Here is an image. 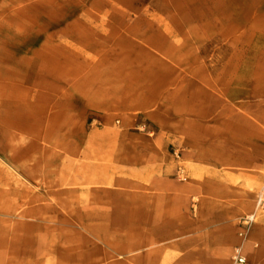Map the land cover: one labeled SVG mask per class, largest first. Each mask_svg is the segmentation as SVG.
Segmentation results:
<instances>
[{"label":"crops","instance_id":"0c3cea01","mask_svg":"<svg viewBox=\"0 0 264 264\" xmlns=\"http://www.w3.org/2000/svg\"><path fill=\"white\" fill-rule=\"evenodd\" d=\"M212 8L227 63L204 18L0 26V264H264V0Z\"/></svg>","mask_w":264,"mask_h":264},{"label":"rangeland","instance_id":"374dc122","mask_svg":"<svg viewBox=\"0 0 264 264\" xmlns=\"http://www.w3.org/2000/svg\"><path fill=\"white\" fill-rule=\"evenodd\" d=\"M225 1L226 3L236 2L237 0H0V26L3 32H16L18 28H24L26 20L32 19L33 29L39 28L40 22L53 23L58 20L72 21L73 18H96V19H135V18H172L183 21L186 18L206 19V23L200 27L208 33L212 42L209 43V50L218 49L217 40L222 39L220 35L224 34L222 45L224 50L220 51L226 56L211 57L207 59L209 64L217 62H226L229 60L227 54L232 47L229 45V35H231L232 26L221 22L233 12L238 13L241 21L248 14V10H228L212 8L214 5ZM243 2L245 0H239ZM213 3V4H212ZM264 15V11H257ZM230 17V16H229ZM184 23V22H182ZM226 23V22H225ZM206 25V26H205ZM101 27V26H98ZM184 27V26H183ZM242 42L248 40V35L243 34ZM12 29V30H10ZM221 37V38H220ZM243 50L244 48L241 47ZM246 57H241V61ZM260 184H258L253 193L256 194ZM255 199V195H254ZM264 211H259L256 220Z\"/></svg>","mask_w":264,"mask_h":264},{"label":"built area","instance_id":"2783aa9c","mask_svg":"<svg viewBox=\"0 0 264 264\" xmlns=\"http://www.w3.org/2000/svg\"><path fill=\"white\" fill-rule=\"evenodd\" d=\"M256 211L244 215L239 220V232L241 237H245L251 224L256 221V217L259 211H264V181L261 182L258 188L255 199H254ZM231 264H250L242 253L241 246H236L233 248L231 253Z\"/></svg>","mask_w":264,"mask_h":264}]
</instances>
